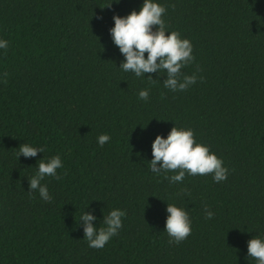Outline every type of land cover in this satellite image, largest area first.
<instances>
[{"label": "trees", "instance_id": "1", "mask_svg": "<svg viewBox=\"0 0 264 264\" xmlns=\"http://www.w3.org/2000/svg\"><path fill=\"white\" fill-rule=\"evenodd\" d=\"M143 2L0 0L9 42L0 49V264H257L247 242L264 240V0H153L167 9L166 31L193 45L181 71L197 82L176 92L164 87L166 70L137 77L119 67L112 17ZM174 126L222 159L225 181L171 183L150 170L152 142ZM102 134L110 140L100 146ZM23 143L44 151L17 158ZM56 155L61 179L41 181L46 202L29 181ZM167 204L191 220L179 244L165 231ZM113 209L126 212L122 228L90 248L81 215L99 228Z\"/></svg>", "mask_w": 264, "mask_h": 264}, {"label": "clouds", "instance_id": "2", "mask_svg": "<svg viewBox=\"0 0 264 264\" xmlns=\"http://www.w3.org/2000/svg\"><path fill=\"white\" fill-rule=\"evenodd\" d=\"M108 5L107 7H110ZM174 7V5L172 6ZM166 7L161 6L153 0H144L139 12L133 10L127 16L121 17L113 15L114 27L109 31L112 41L124 56V61L120 68L124 72H132L137 77L144 76L145 73H158L166 70L167 76L163 80L164 87L173 92L186 91L197 82L196 73L185 75L181 69L191 64L195 57L193 45L188 39H181L180 33L166 31L167 25L162 19L166 13ZM101 17H97L100 19ZM153 26L155 30H153ZM167 33V35H166ZM9 47L7 40L0 39V49L5 51ZM147 53V58H145ZM200 71L199 66L196 72ZM7 77V73H4ZM151 83L155 84L151 76L148 77ZM203 80V77H199ZM7 82L6 79L3 81ZM149 90L139 91V98L147 101ZM164 96V93H161ZM110 140L108 134L98 137V144L103 146ZM152 160L150 170L154 173H163L165 179L171 183L182 182L185 175H208L212 174L215 182L225 181L229 170L223 166L222 159L211 153L208 146L195 142L194 133L191 129H178L172 127L163 138L157 135L152 142ZM43 148L33 147L28 143L19 146L17 158L23 155L25 158L36 157L38 153H43ZM38 171L29 181V194L38 191L40 197L51 202L53 197L49 194L47 185L42 184L46 176L61 179L57 175V169L63 167L62 159L59 155L53 156L45 162L39 160ZM173 171L176 174L168 176L167 173ZM187 193V189H181ZM169 214L165 221V231L170 237L169 243L179 244L191 234V220L186 210L174 204H167ZM206 218L211 219L214 213L205 206ZM126 212L120 209H113L107 216L103 217L102 227L97 228L93 222L97 219L91 212H85L80 220L83 223L84 238L88 246L94 249H102L122 228V218ZM248 256L254 258L257 264H264V240L252 238L247 242Z\"/></svg>", "mask_w": 264, "mask_h": 264}]
</instances>
